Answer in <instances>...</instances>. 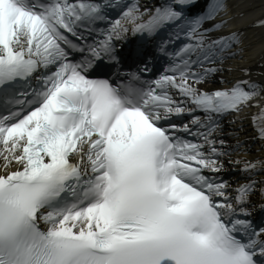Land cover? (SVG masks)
<instances>
[{
    "label": "snow or ice",
    "instance_id": "obj_1",
    "mask_svg": "<svg viewBox=\"0 0 264 264\" xmlns=\"http://www.w3.org/2000/svg\"><path fill=\"white\" fill-rule=\"evenodd\" d=\"M195 3H119L112 19L101 0H0V264H264L249 207L264 158L233 160L247 150L221 138L254 108L264 142V85L201 87L241 33L211 35L227 0ZM130 34L137 57L155 52L123 70Z\"/></svg>",
    "mask_w": 264,
    "mask_h": 264
}]
</instances>
